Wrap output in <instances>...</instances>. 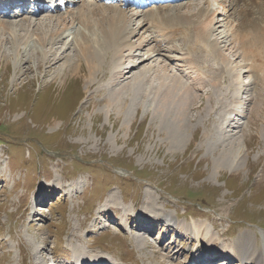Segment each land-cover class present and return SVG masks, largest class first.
<instances>
[{
	"label": "rangeland",
	"instance_id": "obj_1",
	"mask_svg": "<svg viewBox=\"0 0 264 264\" xmlns=\"http://www.w3.org/2000/svg\"><path fill=\"white\" fill-rule=\"evenodd\" d=\"M87 1L95 3L81 0L66 10ZM66 10L0 20L18 21L10 25L20 39L28 23L22 19L34 25ZM7 38L0 34V54L11 55L0 61V264H8L9 242L25 228L39 233L41 246L30 253L21 244V264H74L80 250L109 264H189L208 249L220 256L214 264H264V109L260 115L257 110L264 89H244L251 79L240 69V57L219 44L227 61L217 56L210 63L220 65L216 76L222 80L215 88L198 86L181 141L169 133V116L161 120L155 108L162 66L186 84L194 82L180 61L156 56L118 80L98 76L88 85L81 71L57 77L65 58L51 68L39 58L28 60L33 51L25 52L22 40L15 60ZM70 40L55 45L69 61L75 58ZM109 60L104 64L110 70L123 61ZM229 68L241 71L240 82ZM147 69L142 89H122L131 74ZM113 91L121 94V107L107 105ZM166 214L177 227L167 225ZM146 215L148 229L138 231Z\"/></svg>",
	"mask_w": 264,
	"mask_h": 264
},
{
	"label": "bare ground",
	"instance_id": "obj_2",
	"mask_svg": "<svg viewBox=\"0 0 264 264\" xmlns=\"http://www.w3.org/2000/svg\"><path fill=\"white\" fill-rule=\"evenodd\" d=\"M15 1L9 0V7L13 6L17 9L25 4L24 1ZM189 1L153 6L142 11L128 10L116 5H106L101 1H95V3L87 1L83 2L76 11L68 12L65 8L66 11L63 15L57 16L54 19L52 17L44 18L34 25H32L33 23L30 24L29 18L22 19L28 23L22 26L24 35L20 39L17 36L16 30L10 25V23L18 21L7 22L2 19L0 20V34L5 36L6 33H9L10 37H12L6 40L14 44L12 48H14L15 56L13 57L15 60H18L21 56L19 45L22 40L26 44L24 51H33L27 57L28 60L39 58L44 64H48L46 67L51 68L56 62L65 58L63 62L64 70L58 72L57 77H65L67 73L68 75L74 76L75 74L76 76L81 71L84 72L87 79L85 80L84 78V80L85 82L88 81V85H91L99 77L103 78L109 75L114 80H118L126 74L131 73L141 63L156 56H161L167 60L173 57L180 61L181 64L179 65L184 71L193 73L192 78L194 82L186 84L180 77L170 75L166 65L162 66L163 73L158 74L160 84L155 89L158 94L156 98L157 103L155 102L156 105H154L156 106V114L160 115L161 120L165 121L169 116V120H167H171L172 124L170 123L169 125L173 128L169 130V133L172 131L173 133L171 134L184 141L183 137L185 135L183 136L182 131L185 127L186 115L188 114L186 110L189 109V104L195 100V92L198 90V86L203 87L205 84H210L215 88L220 84V80H222V78L217 79L216 76L219 73L220 65L216 66L217 68L215 69L210 63V58L213 59L217 56H220L224 64L227 61V58L221 55L222 52H220L219 44L224 43L223 47L230 50L233 53V57H240L242 61L240 69H243L251 79V82L244 89L247 92L256 91L258 84L261 85L262 90L264 89V0H216L215 6L212 5L210 0H201L196 4L195 2L191 4ZM38 10L36 13L32 12L30 15L38 16L40 12H43L41 7H38ZM55 11L58 12V9ZM3 12L0 14V18L5 16ZM78 24L79 26L77 27L76 25ZM133 24H135V27L132 26ZM222 28L225 30L221 31ZM70 36L71 40L69 42L74 43L75 58L69 61L67 56H64L65 52L58 51L57 49L59 48H56V46L62 42L63 38ZM135 37L136 39H134ZM6 40L4 39V41ZM30 42L36 43L35 48H27ZM47 45H50V48L46 50L45 47ZM164 51L169 53L165 54ZM124 52L126 53L125 55L123 54ZM171 53H174V55ZM10 56L1 53L0 61L6 58L9 59ZM120 56L123 61L121 60L122 62L119 65L112 63L110 66L114 72H111L109 65L105 66L104 61L106 59L115 60ZM36 66L38 67V64ZM231 69L229 68L226 71L230 72L231 75L234 74L233 76L240 82L241 71L237 72V69ZM150 70L147 69L139 73L140 75L131 74V82L124 85L122 89L138 92L142 89L143 79H148L149 75L147 73ZM234 86L235 88L237 87L236 84ZM237 88L241 89L242 86L238 85ZM97 90L101 91L102 88H98ZM260 93L258 95L261 99V106L257 108L259 115L262 114L264 109V93ZM253 95L255 96V94ZM79 97L81 96L74 97L73 102ZM111 104H115L117 107L123 105L119 92L113 91L111 93L107 105ZM262 115L261 125L262 129H264V113ZM163 121L161 122L164 123ZM238 149L240 147L235 148L236 156L240 153ZM225 157L228 158L227 156ZM230 161L233 163L231 158ZM227 163L229 164L230 162ZM219 167L217 166L216 169ZM40 196L41 194L38 195L37 199ZM146 216L148 217L141 220L145 221L144 223L138 222V231H145L148 228L151 215ZM164 217L167 220L166 222H168L167 225H177L176 220L169 214H166ZM195 227H197L194 228L195 234L199 236L201 229L196 225ZM192 233L193 231L191 230ZM144 240L142 239L141 242L146 241ZM232 245L234 248L241 247V245H234V243ZM212 246L215 249L214 244L207 245L208 248ZM209 250L212 249H208L207 251L208 254L215 255V257L213 256L215 261L219 259L216 252H209ZM225 250L226 248L224 249V253ZM236 250L240 249L236 248ZM239 254L241 255L242 253ZM224 255L226 256V254ZM167 256L170 258V255ZM241 257L244 258L243 256ZM200 258L202 259L203 256H200ZM247 259L249 258L247 257ZM239 260L243 261L242 259ZM74 262L76 264H106V260L101 256L96 254L89 255L81 250L76 253ZM191 262L195 263L194 261ZM245 262L240 263L244 264Z\"/></svg>",
	"mask_w": 264,
	"mask_h": 264
},
{
	"label": "clouds",
	"instance_id": "obj_3",
	"mask_svg": "<svg viewBox=\"0 0 264 264\" xmlns=\"http://www.w3.org/2000/svg\"><path fill=\"white\" fill-rule=\"evenodd\" d=\"M30 253H35L40 248V235L39 233L23 229L21 234L15 240H10L8 245V264H21L20 245Z\"/></svg>",
	"mask_w": 264,
	"mask_h": 264
}]
</instances>
